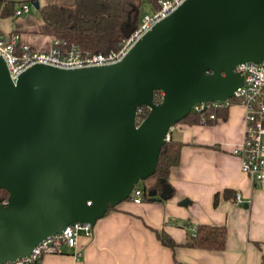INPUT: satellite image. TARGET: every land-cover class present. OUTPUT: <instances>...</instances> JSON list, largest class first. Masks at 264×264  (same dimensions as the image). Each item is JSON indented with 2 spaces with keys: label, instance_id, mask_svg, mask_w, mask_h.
Listing matches in <instances>:
<instances>
[{
  "label": "water",
  "instance_id": "water-1",
  "mask_svg": "<svg viewBox=\"0 0 264 264\" xmlns=\"http://www.w3.org/2000/svg\"><path fill=\"white\" fill-rule=\"evenodd\" d=\"M263 58L264 0H183L113 63H34L13 80L0 56V263L130 196L192 105L230 97L233 67Z\"/></svg>",
  "mask_w": 264,
  "mask_h": 264
},
{
  "label": "crops",
  "instance_id": "crops-1",
  "mask_svg": "<svg viewBox=\"0 0 264 264\" xmlns=\"http://www.w3.org/2000/svg\"><path fill=\"white\" fill-rule=\"evenodd\" d=\"M1 1V35L16 32L33 49L51 45V35L36 31L38 8V16L29 10L2 15L8 0ZM11 1L15 8L18 0ZM38 1L39 6H72L75 0ZM243 113L242 106L232 104L207 123H175L169 138L182 144L178 161L168 170L167 197L124 198L95 219L89 235L80 232L75 247L63 244L61 252L43 254L32 264H263L264 181L253 184L233 151L242 139ZM200 222L225 225L222 248L182 243Z\"/></svg>",
  "mask_w": 264,
  "mask_h": 264
},
{
  "label": "built area",
  "instance_id": "built-area-1",
  "mask_svg": "<svg viewBox=\"0 0 264 264\" xmlns=\"http://www.w3.org/2000/svg\"><path fill=\"white\" fill-rule=\"evenodd\" d=\"M31 1L18 0L13 15L20 16L27 13L32 5ZM182 1L156 0V5H153L150 11L141 14L138 26L125 39L120 40L115 48L107 52L82 50L77 43L60 45L56 39L52 40L51 45L46 49H33L28 44L20 42L16 32H11L8 35L0 34V56L13 80L19 72L34 63L61 68L113 63L121 59L133 43L156 21L169 14ZM233 71L241 76L242 81L230 97L224 100L200 101L194 103L191 110L222 108L232 104L242 106L243 135L233 151L239 158L240 169L248 175L253 184L257 185L264 181V58L259 62H239L233 67ZM158 93L161 98V92ZM139 112L138 107L136 122L141 119L137 116ZM215 118L216 115L210 112L200 116L198 123L204 124L208 119ZM168 138L169 135L166 136V139ZM130 198L134 201L141 200L139 186L132 187ZM235 199L239 202L243 201L239 193L235 194ZM0 200L4 199L0 198ZM91 230L92 225L89 221L76 220L67 223L60 231L39 239L28 253L7 259L0 264H32L43 254L61 252L63 244L75 247L78 234L83 232L89 235Z\"/></svg>",
  "mask_w": 264,
  "mask_h": 264
},
{
  "label": "trees",
  "instance_id": "trees-1",
  "mask_svg": "<svg viewBox=\"0 0 264 264\" xmlns=\"http://www.w3.org/2000/svg\"><path fill=\"white\" fill-rule=\"evenodd\" d=\"M152 1L153 5H156V0ZM12 2L11 0L3 1L2 15H10L13 12ZM139 7L140 0H75L72 6L49 3L38 7L39 19L36 31L51 35L52 40L56 39L60 45L77 43L82 50L107 52L115 48L120 40L125 39L138 26L141 16ZM159 99L158 91H154L153 100ZM139 108L140 112L137 116L142 118L148 108L144 105ZM224 108L190 110L179 122L197 123L200 116L210 112L216 115ZM209 121L210 119L207 120ZM181 144L180 141L168 138L161 145L154 170L140 185L137 182L133 185L140 187L141 199H150L147 191L151 188L159 190L163 181H167L169 168L179 159ZM6 196L7 191L0 188V198L5 199ZM225 237L224 224L200 222L196 224L194 231L187 232L182 243L220 249L224 246ZM163 241L174 243L169 238H163ZM262 263L264 264V255ZM178 264L192 263L179 262Z\"/></svg>",
  "mask_w": 264,
  "mask_h": 264
},
{
  "label": "rangeland",
  "instance_id": "rangeland-1",
  "mask_svg": "<svg viewBox=\"0 0 264 264\" xmlns=\"http://www.w3.org/2000/svg\"><path fill=\"white\" fill-rule=\"evenodd\" d=\"M152 6H153V1L152 0H140V7H139L140 14L145 13L147 11H150ZM29 13L32 16H36V15L38 16L37 10L33 6H30ZM143 180H144V178L143 179H139L137 181V183L140 185Z\"/></svg>",
  "mask_w": 264,
  "mask_h": 264
}]
</instances>
